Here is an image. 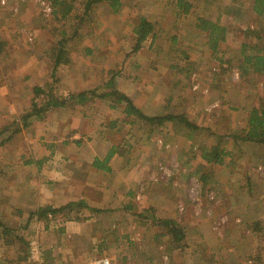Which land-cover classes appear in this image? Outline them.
Wrapping results in <instances>:
<instances>
[{"label": "rangeland", "instance_id": "374dc122", "mask_svg": "<svg viewBox=\"0 0 264 264\" xmlns=\"http://www.w3.org/2000/svg\"><path fill=\"white\" fill-rule=\"evenodd\" d=\"M85 1H0V128L19 121L30 106L33 88L53 80L51 48L61 41L68 61L55 75L62 92L106 91L113 70L116 88L144 113L184 114L199 129L189 132L185 125L171 122L139 128L137 122L118 130L122 134L128 129L131 140L135 136L132 144L141 153L138 173L141 167L148 169L149 186L171 197L157 216L146 214L153 221L148 232L139 226L134 229L141 231L131 230L122 238V246L96 247L89 238L91 222H85L89 224L83 236L72 228L56 229L66 221H85L86 215L57 214L43 229L44 221H27L28 211L17 201L9 204V199L0 198V218L14 229L12 244L0 241V264H88L103 256L112 264H264V144L230 136L243 134L248 111L264 103L263 76L253 71L241 76L237 69L243 44L249 54L264 49V16L253 11V0H186L192 5L188 14L172 0H120L116 12L101 0L88 13ZM226 4H231L230 11ZM66 5L69 13L62 17ZM140 16L153 22L155 36L133 54L132 29ZM198 16L226 27L219 48L223 64L211 55L206 33L195 26ZM112 103L110 96L96 97L32 120L29 129L0 146V163L27 160V132L33 139L36 129L46 141L48 126L65 116L79 119L81 129L90 133L86 136L103 135L102 126L111 119L117 117L123 124L122 106L111 108ZM216 134L222 136L220 147L229 151L223 164L208 163L200 154L216 143ZM140 139L147 143L137 146ZM164 168L171 173L163 175ZM138 183L141 194L144 185ZM171 210L186 229L183 249L157 223ZM110 233L113 240L121 231L112 227ZM144 240L154 242L155 252H147Z\"/></svg>", "mask_w": 264, "mask_h": 264}, {"label": "crops", "instance_id": "0c3cea01", "mask_svg": "<svg viewBox=\"0 0 264 264\" xmlns=\"http://www.w3.org/2000/svg\"><path fill=\"white\" fill-rule=\"evenodd\" d=\"M65 118L56 119L48 126L46 141L37 135L36 129L33 139L28 137L31 132H27V160L1 161L0 198L9 199V204L17 201L28 214L39 206L51 205L54 208L65 207L58 215L73 212L81 217L86 215L85 221H66L61 226L56 225V229L64 231L72 228L83 236L89 224L85 222H91L89 230L93 234L89 238L92 246L96 247L111 243L122 246V238L128 236L131 230L141 231L134 229L139 226L148 232L152 220L146 214L151 212L157 216L156 211H163V205L169 203L171 197L149 186L148 169L141 167L138 173L140 166L137 156L141 153L132 144L135 136L131 140L130 134H127L128 129L120 134L118 130L122 127L117 125L116 129L108 128L109 136L101 135L91 139L86 136L90 133L85 134L81 129L79 119ZM94 139H97L96 142ZM122 140L125 144L121 143ZM146 143L147 140L140 139L136 145ZM113 145L119 146V150L103 161ZM137 173L141 175L140 178ZM141 181L144 191L137 194L136 182ZM171 212L167 217L177 220ZM157 223L159 226V220ZM112 227L121 231L119 237L113 240L110 237ZM151 243L154 242L143 241L149 247L147 249L145 246L148 253L155 252Z\"/></svg>", "mask_w": 264, "mask_h": 264}, {"label": "trees", "instance_id": "16d2710c", "mask_svg": "<svg viewBox=\"0 0 264 264\" xmlns=\"http://www.w3.org/2000/svg\"><path fill=\"white\" fill-rule=\"evenodd\" d=\"M55 2L59 0H54ZM101 0H86L84 3V12L88 13L90 7L93 3L100 2ZM109 3V6L113 11H117L119 6H121L120 0H106ZM175 2V6L178 7L183 14H188L191 9V4L186 0H172ZM177 9V14L180 11ZM232 9L231 4H226V11ZM253 11L259 15L264 16V0H253L252 5ZM70 6L66 5L62 8V17L69 13ZM195 26L206 33L207 45L211 51V55L219 62L223 64L224 58L220 54V43L225 42L226 40V27L217 24L216 22L198 16L196 18ZM133 33V43L130 50V53H136L139 51L144 41L148 38L154 37V24L145 16H140L137 23L134 24L132 29ZM247 44L241 46V60L237 62V69L240 72L241 76L247 75L249 72L253 71L263 76V86H264V49H257L253 53H246ZM0 52H1V43H0ZM63 47L61 41H59L57 47L51 48V59L53 61L51 76L53 80L51 82H46L44 85H38L33 88V95L31 96V103L28 109L25 110L22 114L19 115V121H10L4 127L0 128V146L6 142L13 134L18 133L23 129H29L32 120L37 119L39 121L43 120L45 116L55 108H65L72 105H84L92 101L93 98H103L106 96L112 97L114 103L110 105L111 108H114L116 104L121 105V114L123 116V121L121 125L117 117L111 119L104 126V131L101 134H105L108 131V128H117V125L122 127L124 124L133 125L137 122L140 123L139 128L144 126H150L159 128L162 127L166 122H171L174 124H183L185 125L189 132H194L199 129V125L195 122L188 119L184 114H173V113H157L154 115H148L144 113L136 104L124 92L118 90L115 86L114 77L117 74L116 71H112L113 75L110 76V79L106 81L105 86L109 87L106 91L98 92L97 89H86L78 92H67L64 93L56 85L58 78L55 75L56 68L60 64L67 62L65 59ZM226 61V60H225ZM130 118V119H128ZM8 132L9 134L6 137H2V134ZM234 138L235 141H248L254 144H264V103L260 104L258 107H252L247 114V123L243 134L232 133L230 135ZM216 143L214 145L206 146L201 149V157L204 161L208 163L223 164L225 157L229 154V151L220 147L222 136L215 135ZM125 144V142H124ZM119 146L113 145L107 155L104 157L103 161H106L110 158L113 152L119 150ZM98 161V160H95ZM202 175L201 178H203ZM65 209L64 206L59 208H54L51 205L39 206L35 211L31 212L28 216V221L34 219L36 221H44L45 228H48L47 222L57 214H60ZM159 224L164 226L167 229L168 235L174 241L177 248L183 249L185 243L184 239V230L180 225L173 219L164 218L159 220ZM14 229L6 225L0 218V241L2 245L12 244ZM16 240L21 239V237H14ZM49 254H51L50 251ZM42 264H47L43 260Z\"/></svg>", "mask_w": 264, "mask_h": 264}, {"label": "built area", "instance_id": "2783aa9c", "mask_svg": "<svg viewBox=\"0 0 264 264\" xmlns=\"http://www.w3.org/2000/svg\"><path fill=\"white\" fill-rule=\"evenodd\" d=\"M0 1H1V3L4 2V0H0ZM45 7L48 8L47 5H45ZM170 173H171V170L170 169H165L164 168V171H163L162 174L166 176V174L169 175ZM88 264H112V263H111L109 257L103 256V257H100L98 259L93 260L92 262H90Z\"/></svg>", "mask_w": 264, "mask_h": 264}]
</instances>
